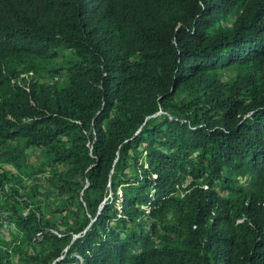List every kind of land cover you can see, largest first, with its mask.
<instances>
[{"label": "trees", "instance_id": "obj_1", "mask_svg": "<svg viewBox=\"0 0 264 264\" xmlns=\"http://www.w3.org/2000/svg\"><path fill=\"white\" fill-rule=\"evenodd\" d=\"M0 162V264H264V0H0Z\"/></svg>", "mask_w": 264, "mask_h": 264}, {"label": "rangeland", "instance_id": "obj_2", "mask_svg": "<svg viewBox=\"0 0 264 264\" xmlns=\"http://www.w3.org/2000/svg\"><path fill=\"white\" fill-rule=\"evenodd\" d=\"M30 75L33 76V74H31L30 72L22 73L21 75H19L18 79L22 80L21 77H24L25 79L26 78L29 79L31 77ZM43 79H44V77H43ZM31 154H32V156L30 158V161H32V163H34V164L38 163V161H40L39 152L36 153V152L32 151ZM1 169L7 170V171L10 169V170L14 171L15 174H17L16 169H14L9 164L7 165L4 162H0V170ZM39 175H42V174H39ZM14 177H15V175H14ZM8 181L9 182L6 184L7 185V189H8L9 186H17V187H19L20 193H24L27 190L26 187H30L29 184H27L28 181L26 180V178H25V180H23V185L24 186L22 184H20L19 182H17L16 179H9ZM36 197L34 199H36ZM38 197L39 198H38V200H36V202L39 203V205L41 206V209H43L42 211L44 212L46 217H51V218H54V219L60 218V216H61L60 214L51 212V210H50V208L53 205L52 204L49 205V201H51L52 199H50L48 196H45V198H42L41 195L40 196L38 195ZM2 200H5V194L4 193H2L1 196H0V201H2ZM0 236L3 237L4 240L12 241L11 240V238H12L11 236L12 235L9 232H6L5 230L0 233ZM25 247H27V246H25ZM11 257H12V259L14 261H16L17 258H18L17 253H14L13 250H11Z\"/></svg>", "mask_w": 264, "mask_h": 264}, {"label": "built area", "instance_id": "obj_3", "mask_svg": "<svg viewBox=\"0 0 264 264\" xmlns=\"http://www.w3.org/2000/svg\"><path fill=\"white\" fill-rule=\"evenodd\" d=\"M55 78H56V76H55Z\"/></svg>", "mask_w": 264, "mask_h": 264}]
</instances>
